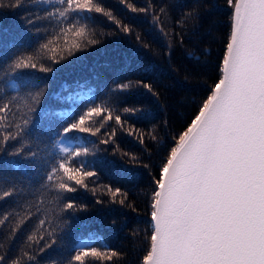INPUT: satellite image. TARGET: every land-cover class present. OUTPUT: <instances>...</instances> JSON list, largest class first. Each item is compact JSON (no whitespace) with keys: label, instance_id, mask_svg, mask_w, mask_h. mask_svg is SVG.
<instances>
[{"label":"trees","instance_id":"16d2710c","mask_svg":"<svg viewBox=\"0 0 264 264\" xmlns=\"http://www.w3.org/2000/svg\"><path fill=\"white\" fill-rule=\"evenodd\" d=\"M7 4L4 0L0 6V81L17 55H34L53 68L51 73L38 68L20 70L10 77L17 89L0 93V104L17 97L12 100L9 122L22 123L30 117L27 135L11 142L8 151L23 146L26 151H38L51 165L63 156L57 141L70 149L86 147L89 154L77 158L75 164L83 162L96 175L86 178L87 188L76 186V192L63 193L58 200L53 189L44 187L51 183L44 179L46 166L37 170L23 156L0 153V173L20 190L19 195L0 200V218L9 216L6 225L0 226L3 264H68L77 249L92 247L118 255L103 262L86 257L85 264H142L149 247L150 205L160 169L174 138L186 130L220 77L230 33L227 0H100L120 24L96 13L90 22L88 14L81 13V22H89L92 38L98 42L74 49L71 55L64 51L66 59L59 63L39 50L59 31L54 18L44 17V10L51 6L37 7L33 0H25L19 8ZM141 8L149 10L141 12ZM188 12L193 17L184 19ZM34 13L41 18L27 23L26 17ZM124 25L130 32L123 31ZM73 39L69 35L68 42ZM57 43L62 47L65 41ZM119 84L131 87L119 90ZM144 84H150L152 91ZM35 86L45 92L34 105L36 110L28 113L25 99ZM100 103L119 114L123 126L113 119L96 136L57 134L90 104ZM125 107L136 111L124 113ZM10 130L15 131L0 128V135ZM109 187L127 194L123 205L119 200L124 196L118 195L113 202ZM69 201L77 207L65 210L63 205ZM21 219L25 222L13 235ZM30 235L33 240L28 239ZM53 240L51 247H45Z\"/></svg>","mask_w":264,"mask_h":264},{"label":"snow or ice","instance_id":"6c2138e0","mask_svg":"<svg viewBox=\"0 0 264 264\" xmlns=\"http://www.w3.org/2000/svg\"><path fill=\"white\" fill-rule=\"evenodd\" d=\"M24 2L8 0L7 6L19 8ZM33 2L37 7L41 4L51 6L44 10V17L54 18L59 25L55 36L39 45V50L53 63L66 59L64 51L71 55L74 49L81 50L98 42L92 38L89 22H81V13L88 14L90 22L95 21L91 14L96 13L120 24L111 11L101 6L100 0ZM3 3L4 0H0V6ZM227 4L231 9L230 33L219 65L220 77L186 130L174 138L175 144L160 169L150 205L149 247L142 264H264V0H227ZM128 7L137 11L132 5ZM148 10L139 9L141 12ZM160 11L163 13L164 9ZM190 17L193 12L186 13L184 19ZM40 18L34 13L26 20L33 24ZM123 31L127 33L130 29L124 25ZM69 35L74 37L70 43ZM61 39L65 41L62 47L57 43ZM37 68L42 73L53 71L34 55L15 56L4 74L5 79L0 81V93L17 89L16 81L10 77L20 70ZM143 86L152 91L150 84ZM35 87L25 99L28 113L36 110L34 105L39 104L45 92L44 88ZM129 87L130 84L117 85L119 90ZM16 98L13 96L0 104V128L15 129L0 135V153L23 156L37 170L46 166L44 179L51 183H45L44 187L53 189L58 200L63 199V193L76 192V186L87 188L86 178L96 173L86 170L83 162L75 164L77 158L89 154L86 147L70 149L57 141L63 156L51 165L42 160L38 151H26L23 146L8 151L11 142L27 135L30 125L27 114L22 123L9 122L12 100ZM135 111L123 108L124 113ZM113 119L117 125L125 123L107 103L90 104L57 134L62 137L75 133L96 136ZM107 192L113 202L118 195H123L119 203H125L127 194H122L121 189L109 187ZM19 194L16 185L0 173V200ZM76 207L71 201L63 205L65 210ZM8 221L9 216L3 215L0 226ZM24 222V219L17 222L12 229L13 235ZM44 223L40 221L41 225ZM28 239L33 240L34 236ZM54 243L55 240L45 247ZM44 250L42 247L41 251ZM117 255L115 251L103 252L95 247L77 249L68 264H85L86 257L111 261ZM4 259L0 256V264Z\"/></svg>","mask_w":264,"mask_h":264}]
</instances>
